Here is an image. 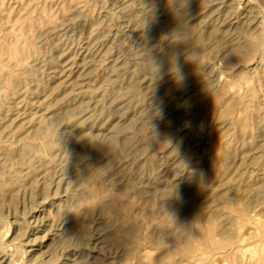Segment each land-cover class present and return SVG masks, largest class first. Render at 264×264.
Instances as JSON below:
<instances>
[{
  "label": "rangeland",
  "instance_id": "1",
  "mask_svg": "<svg viewBox=\"0 0 264 264\" xmlns=\"http://www.w3.org/2000/svg\"><path fill=\"white\" fill-rule=\"evenodd\" d=\"M0 264H264V0H0Z\"/></svg>",
  "mask_w": 264,
  "mask_h": 264
}]
</instances>
